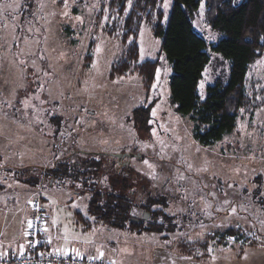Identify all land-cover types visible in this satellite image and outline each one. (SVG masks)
I'll return each mask as SVG.
<instances>
[{
    "label": "rangeland",
    "instance_id": "rangeland-1",
    "mask_svg": "<svg viewBox=\"0 0 264 264\" xmlns=\"http://www.w3.org/2000/svg\"><path fill=\"white\" fill-rule=\"evenodd\" d=\"M172 2L162 0L164 25ZM108 7L109 0H0V192H13L28 207L42 201L49 228L59 223L75 234L71 239L90 241L105 253L94 258L114 264H264V214L248 197L257 187L264 194V50L248 68V104L234 131L202 146L189 118L170 101L172 72L149 25H141L138 46L140 63H157L150 91L135 73L110 79L125 45L109 33L121 18ZM190 21L207 43L221 38L206 24L203 3ZM208 54L200 100L208 86L229 75V63ZM148 105V132L137 131L128 118ZM55 117L60 127L49 122ZM64 151L126 162L139 176L135 184L167 202L163 210L175 219V231L137 235L97 223L82 234L74 214L86 215L85 189L42 181L31 188L18 181L23 168L51 166ZM227 229L242 234L226 236Z\"/></svg>",
    "mask_w": 264,
    "mask_h": 264
},
{
    "label": "trees",
    "instance_id": "trees-1",
    "mask_svg": "<svg viewBox=\"0 0 264 264\" xmlns=\"http://www.w3.org/2000/svg\"><path fill=\"white\" fill-rule=\"evenodd\" d=\"M161 3L162 0H109V12L121 18L120 23L113 22L109 33L114 32L125 45L122 58L111 66L110 79L135 73L143 89L150 91L157 63H140L138 46L141 25H149L152 35L162 41L172 72L171 103L178 114L191 121L194 140L202 146H212L232 134L239 111L248 104L246 74L264 50V0H241L239 4L235 0H173L166 25ZM201 3L206 24L221 36L214 44L207 43L192 29L190 17ZM208 50L229 63V75L226 82L217 80L208 86L205 99L200 100L197 87L210 60ZM151 108L148 105L132 111L128 121L134 129L148 132ZM49 122L60 127L57 117ZM128 167L126 162L111 161L108 155L64 151L51 166L23 168L18 181L31 188L42 181L47 187L77 184L85 189L89 194L86 215L74 214L76 225L83 231L97 223L109 230L137 235L175 231V219L163 210L167 202L153 197L146 185L135 184L139 176ZM248 197L264 214L261 189L257 187ZM225 232L230 237L242 234L234 229Z\"/></svg>",
    "mask_w": 264,
    "mask_h": 264
},
{
    "label": "crops",
    "instance_id": "crops-1",
    "mask_svg": "<svg viewBox=\"0 0 264 264\" xmlns=\"http://www.w3.org/2000/svg\"><path fill=\"white\" fill-rule=\"evenodd\" d=\"M10 200L13 202L10 203ZM17 200L18 196L14 195L13 192H0V257H9L24 249L23 232L26 222L31 216V209L28 205L25 206L16 202ZM48 228L47 226L46 236L49 239V248L54 252L73 249L74 251L79 250L78 253L84 257H94L93 254L98 257L103 253L101 250H95L90 241L83 240L82 243H79L77 239H71L75 234L70 235L69 229L62 227L59 223L56 226L52 224ZM79 229L76 232H79ZM90 230L88 232L82 231V234H87Z\"/></svg>",
    "mask_w": 264,
    "mask_h": 264
},
{
    "label": "built area",
    "instance_id": "built-area-1",
    "mask_svg": "<svg viewBox=\"0 0 264 264\" xmlns=\"http://www.w3.org/2000/svg\"><path fill=\"white\" fill-rule=\"evenodd\" d=\"M31 216L24 227V249L9 257H0V264H114L101 258L84 257L73 250L54 252L46 236L48 215L40 200L30 203ZM31 225V226H29Z\"/></svg>",
    "mask_w": 264,
    "mask_h": 264
},
{
    "label": "snow or ice",
    "instance_id": "snow-or-ice-1",
    "mask_svg": "<svg viewBox=\"0 0 264 264\" xmlns=\"http://www.w3.org/2000/svg\"><path fill=\"white\" fill-rule=\"evenodd\" d=\"M145 163H147V162H145ZM29 226H31V225H29Z\"/></svg>",
    "mask_w": 264,
    "mask_h": 264
}]
</instances>
